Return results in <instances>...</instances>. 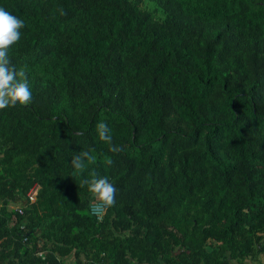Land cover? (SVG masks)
Masks as SVG:
<instances>
[{
	"label": "trees",
	"instance_id": "1",
	"mask_svg": "<svg viewBox=\"0 0 264 264\" xmlns=\"http://www.w3.org/2000/svg\"><path fill=\"white\" fill-rule=\"evenodd\" d=\"M0 6L33 93L0 110V264H264V0Z\"/></svg>",
	"mask_w": 264,
	"mask_h": 264
},
{
	"label": "clouds",
	"instance_id": "2",
	"mask_svg": "<svg viewBox=\"0 0 264 264\" xmlns=\"http://www.w3.org/2000/svg\"><path fill=\"white\" fill-rule=\"evenodd\" d=\"M24 25L25 21L22 18L0 6V110L9 106H26L32 100L33 93L24 68H18L10 57V48L21 39ZM95 132L98 139L103 141L111 152L121 150L120 145L113 143V132L107 122L98 121ZM92 159L94 157L91 151L82 149L71 157L69 163L73 169L79 170ZM81 184L86 185L90 195L103 204L115 203L117 189L109 176L93 174L85 177Z\"/></svg>",
	"mask_w": 264,
	"mask_h": 264
},
{
	"label": "built area",
	"instance_id": "3",
	"mask_svg": "<svg viewBox=\"0 0 264 264\" xmlns=\"http://www.w3.org/2000/svg\"><path fill=\"white\" fill-rule=\"evenodd\" d=\"M37 190H38V187L35 186V187L33 188V190H31V191L27 194L28 199H29L31 202H33V201L35 200V195H36V191H37ZM98 208H99V207H94V208H93V211H94V212H97ZM16 211L19 212L20 214L22 213V210H21V209H18V208H17Z\"/></svg>",
	"mask_w": 264,
	"mask_h": 264
},
{
	"label": "bare ground",
	"instance_id": "4",
	"mask_svg": "<svg viewBox=\"0 0 264 264\" xmlns=\"http://www.w3.org/2000/svg\"><path fill=\"white\" fill-rule=\"evenodd\" d=\"M218 260V259H217ZM227 261V260H226Z\"/></svg>",
	"mask_w": 264,
	"mask_h": 264
}]
</instances>
